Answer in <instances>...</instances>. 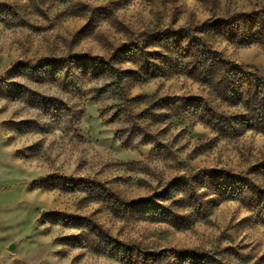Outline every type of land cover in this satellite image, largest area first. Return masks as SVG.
I'll list each match as a JSON object with an SVG mask.
<instances>
[{
	"label": "rangeland",
	"instance_id": "obj_1",
	"mask_svg": "<svg viewBox=\"0 0 264 264\" xmlns=\"http://www.w3.org/2000/svg\"><path fill=\"white\" fill-rule=\"evenodd\" d=\"M261 25L264 0H0V264H264V131L215 134L183 71L197 38L264 75Z\"/></svg>",
	"mask_w": 264,
	"mask_h": 264
},
{
	"label": "trees",
	"instance_id": "obj_2",
	"mask_svg": "<svg viewBox=\"0 0 264 264\" xmlns=\"http://www.w3.org/2000/svg\"><path fill=\"white\" fill-rule=\"evenodd\" d=\"M248 25L253 27L250 23ZM202 41H197L196 38L188 44V57L191 59L183 66L187 78L206 87V98L201 100V108L195 109L194 115L202 112L200 122L220 137L239 138L247 129L264 131V75L258 72L250 73L243 65L225 58L221 52L213 50L209 44ZM243 43L247 45L250 41L244 39ZM97 60L95 58L92 61ZM93 68L96 72L100 70L98 65ZM261 173H264V170L258 172L257 176ZM206 177L209 180V176ZM223 177L226 186L225 197L231 195L232 198L239 199L250 192L246 177L236 174ZM160 199L166 198L164 196ZM145 201L144 209L157 214L165 213V206ZM179 257L185 262L205 261L191 252L182 253Z\"/></svg>",
	"mask_w": 264,
	"mask_h": 264
}]
</instances>
